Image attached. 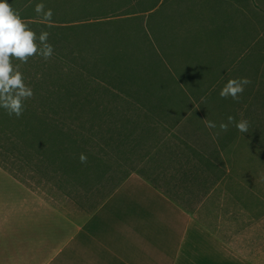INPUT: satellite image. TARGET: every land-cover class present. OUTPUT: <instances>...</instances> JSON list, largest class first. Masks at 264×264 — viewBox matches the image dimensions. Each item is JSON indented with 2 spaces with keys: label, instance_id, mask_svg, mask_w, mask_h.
<instances>
[{
  "label": "rangeland",
  "instance_id": "374dc122",
  "mask_svg": "<svg viewBox=\"0 0 264 264\" xmlns=\"http://www.w3.org/2000/svg\"><path fill=\"white\" fill-rule=\"evenodd\" d=\"M7 2L37 36L48 32L54 47L50 59L35 55L20 67L24 82L39 81L43 90L29 103L42 115L45 90L71 100L51 115L67 118L61 151L48 144L34 152L23 148L24 137L0 135L6 174L78 222L134 172L172 190L178 186L171 194L179 204L221 237L258 239L257 227L264 225V0ZM37 3L52 9L50 25L35 13ZM116 74L149 92L138 94L137 84L128 83L124 92L130 89L132 97L115 98L106 88L116 85ZM245 77L251 83L239 101L219 96L229 79ZM229 116L246 119L248 131L239 132ZM205 118L216 127H205Z\"/></svg>",
  "mask_w": 264,
  "mask_h": 264
},
{
  "label": "crops",
  "instance_id": "0c3cea01",
  "mask_svg": "<svg viewBox=\"0 0 264 264\" xmlns=\"http://www.w3.org/2000/svg\"><path fill=\"white\" fill-rule=\"evenodd\" d=\"M257 228L223 238L139 174L77 222L0 169V264H264Z\"/></svg>",
  "mask_w": 264,
  "mask_h": 264
},
{
  "label": "clouds",
  "instance_id": "9594fccd",
  "mask_svg": "<svg viewBox=\"0 0 264 264\" xmlns=\"http://www.w3.org/2000/svg\"><path fill=\"white\" fill-rule=\"evenodd\" d=\"M45 8L44 3H37L34 11L50 25L54 13L52 9ZM49 35L44 31L37 36L21 19L19 11L14 10L7 0H0V108L6 110L9 116L21 117L24 102L34 95L32 88L24 82L20 67L35 55L43 57L44 60L52 57L54 47L48 43ZM12 58L19 60L20 64L14 65ZM250 83L246 77L229 79L219 92V96L222 99L231 97L234 101H239L245 87ZM203 122L209 129L216 127V124L207 118L203 119ZM228 123H234L239 132L248 131L249 122L246 119L236 121L235 117L229 116ZM220 128L227 131L228 124L221 123ZM79 159L81 163H87V156L84 153L80 154Z\"/></svg>",
  "mask_w": 264,
  "mask_h": 264
},
{
  "label": "trees",
  "instance_id": "16d2710c",
  "mask_svg": "<svg viewBox=\"0 0 264 264\" xmlns=\"http://www.w3.org/2000/svg\"><path fill=\"white\" fill-rule=\"evenodd\" d=\"M122 74H116V76L113 77V81L116 83V85H112L110 87L106 88V93L114 96L115 98L124 99L126 97H132L133 92L128 89V91L124 92V88H127V84H137L135 85V89L138 90L137 93L140 94L143 92V94H147L149 92V87L143 84H139L136 82L126 81ZM124 82V83H123ZM30 86L33 90L34 94H40L43 92V90L40 88L39 81H32V83L27 84ZM41 89V90H40ZM44 95L41 98V114L40 115L37 110H35L34 103H29V99L24 102V111L23 115L19 118H17L15 115L9 116L3 108H0V135L5 136L7 139L10 140L12 137H24L23 141V148L26 147L27 149H31V151H38L41 149V146L51 144L54 146L55 150L61 151L63 149V143L60 137L64 136V126H66L65 119H59L58 121L51 119L52 113L56 114L58 116V112L61 113L63 111V107L61 104H70V98L66 101H60V96H56V98L53 97L52 93L53 91H44ZM59 100V101H57ZM73 104V102H72ZM77 104V103H76ZM75 106V105H74ZM37 109V108H36ZM47 117L49 119H47ZM48 139V140H47ZM43 142H46L43 144ZM21 145H16L17 148H19ZM4 161H0V169L5 171ZM76 168V176L78 175V167ZM12 178H14L16 181L21 183L22 185L26 186V184L22 181V179L14 174L8 173ZM134 174V172L132 173ZM131 175V174H130ZM127 175L119 182V185L110 193V195L119 187L121 184L130 176ZM141 175V174H139ZM143 176V175H141ZM145 177V176H144ZM147 178V177H145ZM155 187L162 186L166 194L170 196L171 199H173L180 207L186 210L184 206L179 204V200H176L177 198L171 194L178 192L177 188L178 186H174V190L168 185H161L160 181L156 180H150L147 178ZM29 188L28 186H26ZM31 189V188H29ZM109 195V196H110ZM108 196V197H109ZM107 197V198H108ZM106 198V199H107ZM105 199V200H106ZM104 200V201H105ZM101 202L97 208L93 211L95 212L103 203ZM92 212V213H93ZM90 213V214H92Z\"/></svg>",
  "mask_w": 264,
  "mask_h": 264
}]
</instances>
